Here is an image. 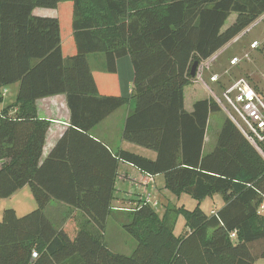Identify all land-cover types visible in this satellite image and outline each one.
<instances>
[{"label": "trees", "instance_id": "1", "mask_svg": "<svg viewBox=\"0 0 264 264\" xmlns=\"http://www.w3.org/2000/svg\"><path fill=\"white\" fill-rule=\"evenodd\" d=\"M38 8L56 10L58 16H37ZM232 14L236 19L224 30ZM263 15L264 0H0V101L7 87L19 84L18 112L0 113V199L29 185L37 203L24 216L4 210L0 264L264 260V156L228 118L216 146L204 154L209 117L220 108L205 90L196 95L191 113L184 99V89L198 83L191 75L193 64L216 55ZM91 54L105 56L103 73L92 71ZM123 57H130L134 69L133 109L123 137L154 151L155 160L129 151L113 156L88 135L129 102L118 92L105 94L98 85L100 76L117 80V61ZM61 94L67 97L71 129L41 164L49 123L38 119L33 104ZM74 131L110 156V177L90 171L96 155L62 151ZM119 161L150 176L162 175L173 193L197 201L220 194L224 205L215 214L199 206L189 212L188 230L177 237L166 218L138 231L137 219L156 215L143 199L133 226L127 227L137 242L131 255L111 252L103 237L85 226L70 236L49 219L45 209L56 200L82 211L86 225L104 232Z\"/></svg>", "mask_w": 264, "mask_h": 264}, {"label": "crops", "instance_id": "2", "mask_svg": "<svg viewBox=\"0 0 264 264\" xmlns=\"http://www.w3.org/2000/svg\"><path fill=\"white\" fill-rule=\"evenodd\" d=\"M34 14L37 16H44V17H57L58 13L56 10L51 9H35ZM230 45V44H229ZM228 45V46H229ZM226 46L222 50H220L217 54L223 52ZM89 65L93 72H101L105 69L106 60L103 54H91L88 56ZM133 81H134V69L133 64L130 57H123L117 61V80L114 76H100L99 77V88L105 94L110 93H119L126 99H129V102L125 104L123 107L119 108L118 110L114 111L111 115H109L106 119H104L101 123L96 125L91 129L88 133L91 139H95L98 142H101L113 156H118L119 152L121 151H129L131 153L139 154L145 158L155 160L157 154L149 149L140 147L134 143H131L124 139V126L125 121L128 115L131 113L133 109L132 104V93H133ZM191 85L187 86L186 88L190 87ZM15 89V98L14 101L11 102H4L3 111H7V114L10 116H15L18 112V107H16V101L18 97V90L19 84L12 85ZM186 88L184 89V99H185V109L187 112L191 113L194 108V104L196 102V95L190 94L191 98L187 103V96H186ZM7 93V89H5ZM33 107L35 109L36 115L39 120L46 121L49 123V129L46 135L45 145L43 148V154L41 158V164L46 161L49 157L50 153L55 149L58 145L62 137L68 133L71 129V113L67 103V97L64 94L42 98L34 102ZM212 115V114H211ZM208 121V126L210 122V118ZM224 123V121H223ZM223 126V124H222ZM221 126V129H222ZM221 131V130H220ZM208 134V132H207ZM207 134L205 137V142L207 140ZM219 136V133H218ZM218 136L215 142L214 147L216 146ZM205 142L203 153L205 154ZM96 144L93 143L90 139H88L85 135L81 134L80 132H72L69 143L64 146L62 151L68 152L71 151L72 154L76 157H83L85 156H94L96 155V160L91 163L92 168L90 171L97 172V175L103 178H108L113 172V164L112 159L110 156L103 150L98 149L95 146ZM211 149V151L214 149ZM97 151L98 154H97ZM211 151H208L211 152ZM84 153H87L85 155ZM99 155V158H98ZM95 176V175H94ZM131 185L135 191H127V187ZM31 187L26 185L15 194L19 193ZM138 190V191H137ZM149 190L146 194H150L152 199L157 201V197L161 195L163 192L168 191L166 188L165 179L162 175L150 176L148 174L143 173L141 170L136 168L135 166L119 161L118 168H117V176L115 179L114 184V195L113 200L111 202V211L107 218V222L110 217L113 215H121L120 212L124 211V206L126 204H130V209L137 208L143 199L146 198L144 195V191ZM145 191V192H146ZM32 192V191H31ZM50 206H56L62 210H66L68 213H71L74 217L79 218L83 217L85 224L87 223L88 219L86 218L85 214L71 207L70 205L59 202L56 200H52L45 209V213L48 216V209ZM71 210V211H70ZM220 209H216L213 211H218ZM210 214H212V212ZM49 217V216H48ZM65 217L61 218L63 220ZM50 219V218H49ZM51 220V219H50ZM52 221V220H51ZM53 222V221H52ZM86 229L93 232V230H97V228L93 225H85ZM63 228L68 232L70 236H75L78 232L79 228H69L66 225H63ZM107 228V224H106ZM106 228L105 231L102 232L105 235V243L107 247L110 249L109 245L106 241ZM114 253V252H113ZM257 264H264L263 260H260Z\"/></svg>", "mask_w": 264, "mask_h": 264}, {"label": "rangeland", "instance_id": "3", "mask_svg": "<svg viewBox=\"0 0 264 264\" xmlns=\"http://www.w3.org/2000/svg\"><path fill=\"white\" fill-rule=\"evenodd\" d=\"M236 19V14H232L228 19L224 30L230 27ZM264 39V20L255 27L248 35H245L239 39L237 43L233 41L230 43L228 48L223 52L217 54V61L212 62L210 71L207 70L204 73L205 81L208 83L215 93L221 91L222 86L226 87L233 80L240 77L247 78L252 85L259 91L264 93V47L259 48L251 54V60L240 63L236 67L230 66V60L233 57H240L246 51L249 50V45L254 40ZM207 65V64H204ZM198 70V68H197ZM197 72V71H196ZM212 73H217L221 76V82L219 87L213 88V85L209 83V76ZM197 82V81H195ZM204 88V89H202ZM7 93L4 95L3 100L0 101V112L3 109L4 102H11L16 99L14 96V87L9 86L6 88ZM205 87L202 83H194L190 87L186 88L187 103L191 98L190 94L193 95H205ZM206 91V90H205ZM208 92V91H206ZM207 95H209L207 93ZM226 120V116L220 109V112L213 113L210 118L209 126L207 129V140L205 142V153L211 151L214 147L218 133L220 134L221 126L223 121ZM261 154L264 156V146L262 148ZM127 191H135L134 188L129 185ZM168 190V189H167ZM138 191V190H137ZM144 191V190H143ZM146 191V190H145ZM143 192L147 196L146 192ZM159 202L158 206L153 207L155 214L149 219H137V229L140 233H144L149 227H156L159 221H164L166 218V224L173 225L174 235L177 237H183L188 230L187 227V214L194 211L198 206L201 207L207 214L210 215L211 211L216 209H221L224 205V201L220 194H215L213 196L207 197L202 201H197L193 199L190 195L186 193L176 194L170 190L163 192L157 197ZM139 205H137L138 207ZM152 206V204H151ZM131 205L126 204L124 206V211L120 212L121 215H113L109 218L106 228V241L111 250L114 253L121 255H131L137 246L135 239L127 231V227H132L134 223V211L135 209H130ZM37 208V203L31 192V189L20 191L17 194L4 199H0V221L2 220L3 212L6 209H13L16 211L18 216H24ZM181 212H180V211ZM71 211V210H70ZM180 212V213H179ZM49 218L54 222L56 226L63 227V225L69 228H79L84 227L86 224L83 217L76 218L71 213L66 210H62L58 207L50 206L47 211ZM65 217L63 220L61 218ZM93 233L97 237H103L105 241V235L100 233L98 230H93ZM264 261V260H263Z\"/></svg>", "mask_w": 264, "mask_h": 264}, {"label": "built area", "instance_id": "4", "mask_svg": "<svg viewBox=\"0 0 264 264\" xmlns=\"http://www.w3.org/2000/svg\"><path fill=\"white\" fill-rule=\"evenodd\" d=\"M264 20V15L260 17L254 24L244 30L233 42L237 43L239 39L248 35L255 27ZM264 47V39L254 40L249 45V50L242 56L233 57L230 60V66L236 67L240 63L251 60V54L259 48ZM217 54L203 62L196 72V81L203 84L205 90L208 91V97L223 111L226 118L246 137V139L261 153L262 145L264 144V93L257 90L247 78H238L229 83L226 87L221 88L219 93L209 87L205 81L204 73L213 65L212 62L217 61ZM207 64V65H204ZM213 67V66H212ZM209 83L213 88L219 87L221 76L217 73H212L209 76ZM216 90V89H215ZM6 91H3V97ZM145 201L152 204V207L158 206L159 202L152 199L150 194H147ZM264 207H261V210ZM216 212L213 211L212 214ZM235 237V233L232 234Z\"/></svg>", "mask_w": 264, "mask_h": 264}, {"label": "water", "instance_id": "5", "mask_svg": "<svg viewBox=\"0 0 264 264\" xmlns=\"http://www.w3.org/2000/svg\"><path fill=\"white\" fill-rule=\"evenodd\" d=\"M198 66H199V63L196 62V63L193 64V66H192V68H191V75H192L193 77L196 76V71H197Z\"/></svg>", "mask_w": 264, "mask_h": 264}]
</instances>
